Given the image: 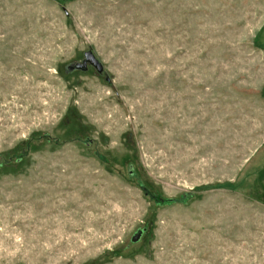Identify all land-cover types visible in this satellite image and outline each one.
<instances>
[{
	"label": "rangeland",
	"instance_id": "1",
	"mask_svg": "<svg viewBox=\"0 0 264 264\" xmlns=\"http://www.w3.org/2000/svg\"><path fill=\"white\" fill-rule=\"evenodd\" d=\"M1 156L0 264H264V0H0Z\"/></svg>",
	"mask_w": 264,
	"mask_h": 264
},
{
	"label": "water",
	"instance_id": "2",
	"mask_svg": "<svg viewBox=\"0 0 264 264\" xmlns=\"http://www.w3.org/2000/svg\"><path fill=\"white\" fill-rule=\"evenodd\" d=\"M87 60H89L95 65L98 64V60L92 54L88 55ZM142 233V230H139L137 233H135V235L133 236V241L138 242L141 238Z\"/></svg>",
	"mask_w": 264,
	"mask_h": 264
},
{
	"label": "trees",
	"instance_id": "3",
	"mask_svg": "<svg viewBox=\"0 0 264 264\" xmlns=\"http://www.w3.org/2000/svg\"><path fill=\"white\" fill-rule=\"evenodd\" d=\"M1 160H2V156L0 157V166H3L4 165V163L3 162H1ZM12 161V157L10 158V159H8V160H5V162H7V163H9V162H11ZM144 192H145V194H147V195H150L151 193H150V191H149V189L147 188V187H145L144 186ZM139 230H142L143 231V233H142V235H141V238H140V240L142 239V237H143V235L145 234V232H146V228H143V229H139ZM138 230V231H139ZM139 240V241H140ZM138 241V242H139ZM132 242L133 243H138V242H134L133 241V238H132Z\"/></svg>",
	"mask_w": 264,
	"mask_h": 264
}]
</instances>
